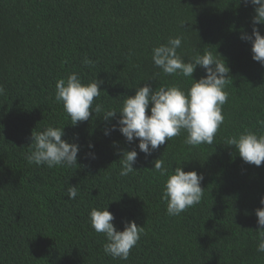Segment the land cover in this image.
Returning <instances> with one entry per match:
<instances>
[{
	"label": "trees",
	"instance_id": "trees-1",
	"mask_svg": "<svg viewBox=\"0 0 264 264\" xmlns=\"http://www.w3.org/2000/svg\"><path fill=\"white\" fill-rule=\"evenodd\" d=\"M253 16L242 0H0V264H264L255 233L264 162L245 164L226 144L245 131L264 134V67L240 38L251 35ZM255 27L264 36V25ZM176 36L185 62L211 51L230 69L224 123L211 145H186L182 131L146 156L138 140L110 131L119 114L103 116L145 84L188 90L190 78L165 75L151 59ZM72 73L83 84L102 81L93 107L103 111L76 126L54 100L56 81ZM204 75L198 66L192 79ZM48 126L79 145L77 167L26 162L31 133ZM132 150L134 172L120 176L121 154ZM159 158L169 175L181 164L203 176L201 202L179 216L161 199L167 176L151 171ZM106 207L118 231L129 221L144 228L127 260L105 255L103 234L89 224L91 209Z\"/></svg>",
	"mask_w": 264,
	"mask_h": 264
},
{
	"label": "clouds",
	"instance_id": "clouds-1",
	"mask_svg": "<svg viewBox=\"0 0 264 264\" xmlns=\"http://www.w3.org/2000/svg\"><path fill=\"white\" fill-rule=\"evenodd\" d=\"M242 2L254 8L251 21L254 27L251 35L242 34L240 38L251 44V59L264 67V36L255 27L264 25V0ZM182 39L181 36L170 37L166 44L154 47L151 59L154 66L165 75L190 78L192 84L187 91L175 85L161 86L154 90L149 84H145L136 88L134 96L126 97L122 101L118 112L114 109L109 110L103 116V119L108 121L119 114L120 118L112 125L110 131H119L128 143L134 139L138 140V149L146 156L164 145L166 141L179 136L182 131L187 134L184 139L186 145L192 147L201 144L211 145L224 123L222 106L228 99L225 87L230 79V69L218 54L214 56L211 51L197 53L185 62L177 52V49L181 48ZM83 63L86 66L93 65L87 57ZM198 66L204 70L205 75L194 81L192 76ZM101 83L102 81L95 79L91 83L83 84L76 73L56 81L54 100L63 106L72 126H76L78 122L88 121L93 112L98 114L103 111L102 104L98 103L93 107L94 99L102 92ZM4 93L5 89L0 85V95ZM258 124L264 127V120L258 121ZM63 128L48 126L42 131H33L30 136L29 152L25 156L26 162L29 165H46L48 168L77 167L79 145L62 139ZM104 134L108 135L109 131L106 130ZM226 144L234 146L236 155L245 164L259 167L264 162V134L257 135L245 131L238 136L227 138ZM92 147L90 144L89 148ZM121 155L119 175L127 176L134 172L132 165L136 162L137 152L132 150ZM180 165L169 175L164 160L159 158L153 162L151 169L160 176H167L161 199L166 202V212L170 216H179L187 208L199 204L204 191L200 186L203 176L195 171L185 172ZM67 196L69 199H75L78 196L77 186H69ZM259 202L261 207L255 210L257 218L255 233L258 240L257 251L264 253V196ZM113 220L114 216L107 207L104 210L92 208L89 212L90 226L105 238L103 245L105 255L113 259L127 260L131 249L144 234V228L138 227L134 221H129L123 231H118L112 223Z\"/></svg>",
	"mask_w": 264,
	"mask_h": 264
}]
</instances>
